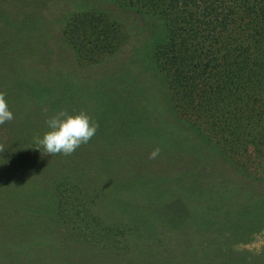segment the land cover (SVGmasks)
Returning a JSON list of instances; mask_svg holds the SVG:
<instances>
[{
	"label": "rangeland",
	"instance_id": "1",
	"mask_svg": "<svg viewBox=\"0 0 264 264\" xmlns=\"http://www.w3.org/2000/svg\"><path fill=\"white\" fill-rule=\"evenodd\" d=\"M83 10L123 18L125 32L147 26L112 0H0V92L14 114L0 126V241L32 224L53 264L63 250V264H264V184L179 116L141 41L100 61L79 56L63 32ZM60 110L84 111L99 128L70 156L42 154L36 140ZM48 169L82 172L84 198L61 205L39 190L35 175Z\"/></svg>",
	"mask_w": 264,
	"mask_h": 264
},
{
	"label": "trees",
	"instance_id": "2",
	"mask_svg": "<svg viewBox=\"0 0 264 264\" xmlns=\"http://www.w3.org/2000/svg\"><path fill=\"white\" fill-rule=\"evenodd\" d=\"M112 1L147 15V26L125 32L123 18L83 10L66 23L69 44L83 59L100 61L126 40L141 41L149 58L145 69L162 81L179 116L215 139L211 151L233 159L247 179L264 184V0ZM149 18L163 22L162 34L154 32ZM95 95L106 93L99 89ZM35 178L39 190L57 192L61 205L70 197L84 198L82 172L48 169ZM66 182L69 188L60 186ZM69 216H61V228H67ZM34 232L30 224L5 235L0 264H53L52 244L38 242Z\"/></svg>",
	"mask_w": 264,
	"mask_h": 264
},
{
	"label": "clouds",
	"instance_id": "3",
	"mask_svg": "<svg viewBox=\"0 0 264 264\" xmlns=\"http://www.w3.org/2000/svg\"><path fill=\"white\" fill-rule=\"evenodd\" d=\"M5 93L0 92V126L10 123L14 119L13 112L9 109ZM47 113V109H44ZM48 131L42 137L37 138L36 144L42 154L64 156L72 155L81 145L87 144L96 134L99 124L86 112L80 111L70 114L67 110H60L48 117L45 121ZM4 144H0V153L5 151ZM161 149H153L149 153V159H155Z\"/></svg>",
	"mask_w": 264,
	"mask_h": 264
}]
</instances>
